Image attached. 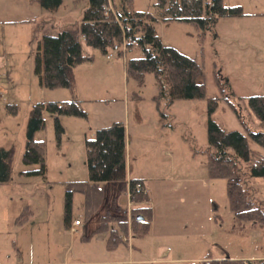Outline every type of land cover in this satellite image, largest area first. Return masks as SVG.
<instances>
[{"label":"rangeland","instance_id":"1","mask_svg":"<svg viewBox=\"0 0 264 264\" xmlns=\"http://www.w3.org/2000/svg\"><path fill=\"white\" fill-rule=\"evenodd\" d=\"M87 1L61 0L57 10L45 11L36 0H19L15 2L18 8L17 15L11 18L13 22L0 24V73L4 77L0 81V148L12 152L9 179L0 184V260L4 264H99L125 259L135 262L132 264H183L190 259H204L207 254L215 258L225 257L226 253L230 258L264 257V226L234 219L228 208L225 181L209 179L206 175L205 154L207 98H219L212 119L223 130H243L225 98L241 104L242 120L258 129L238 98L264 95V0H225L227 5H240L249 15L219 19L212 31L204 32L201 40L191 25L175 21L156 24L164 45L195 58L201 66L206 95L205 99L177 100L168 107L162 102L166 118L157 128L148 125L152 116H156L149 99L156 91L153 76L147 74L141 85L125 80L124 60L141 56V50L131 47L130 52L117 54L110 60L98 50L90 51L93 62L115 65L113 74H119V79L113 90L111 81L103 90L82 88L80 84L83 95L110 100L106 101L110 106L102 107L99 115L103 111L118 115L126 99L129 114L123 122L127 152L129 147L128 163L148 177L157 178L145 183L151 203L150 232L133 240L130 257L129 243L107 252L100 235L83 239L95 229L102 209L89 220H83L80 194H73L71 215L79 218L82 225L73 233L63 223L65 182L87 178L83 135L88 133L93 116L92 101L83 105L86 119L60 117L65 130L59 143L55 139L53 118L44 113V128L36 133L35 139L44 141L45 177L18 175L36 167L21 163L31 106L54 101L53 97L62 94L68 97L64 100L76 96L66 89L47 90L38 86L32 74L36 41L44 33L75 29ZM155 1L133 0V8L154 13ZM93 74L103 76L99 70ZM59 92L62 93L57 96ZM134 95L140 99L135 100ZM8 104L17 106L15 114L6 113ZM137 113H142L144 125H137ZM244 186L264 211V178H247ZM113 190L118 205L125 208L127 198L120 185L104 184V194L109 199ZM25 206L30 212L16 224L15 218ZM31 222L36 223L32 232ZM165 249L166 256L159 258ZM153 258L163 262H138Z\"/></svg>","mask_w":264,"mask_h":264},{"label":"trees","instance_id":"2","mask_svg":"<svg viewBox=\"0 0 264 264\" xmlns=\"http://www.w3.org/2000/svg\"><path fill=\"white\" fill-rule=\"evenodd\" d=\"M46 11H55L61 0H36ZM78 0H74L76 2ZM112 7V11L108 9ZM154 13L135 10L133 0H88L81 20L75 29H62L52 34H42L37 42L32 74L38 86L47 90L75 88L74 69L93 60L91 50L105 54L113 45L120 44L122 38L134 39L142 55L129 57L125 61L127 80L141 85L147 74L155 80L156 92L151 97L158 112V122L163 125L166 115L161 103L168 107L177 100L205 99V84L201 66L196 59L164 45L157 33L159 22L175 21L194 27L201 40L205 31H212L219 19L248 16L240 5H227L225 0H156ZM216 37V34H214ZM127 52L131 45L127 44ZM216 84L220 86L216 78ZM248 110L252 122L258 129L242 120L241 104L225 98V103L236 116L243 130L225 131L213 119L218 107L217 96L206 99V175L209 179L225 181L228 208L235 220L257 222L264 226V211L248 194L244 181L247 178H264V95L238 98ZM7 114L13 115L17 106H5ZM53 118L54 134L57 143L64 129L59 117L69 116L86 119L87 115L80 101H47L31 106L25 129V143L21 163L34 165L35 169L22 171L25 177H45L44 141L35 139V134L44 128L43 114ZM87 178L71 180L64 184V218L68 225L72 198L78 193L83 198L82 210L85 221L92 218L102 206L105 183H117L124 192L126 184V144L125 126L122 122L96 129L83 140ZM12 152L0 148V183L9 179ZM141 182L130 179L129 186ZM132 236L142 238L150 229L151 207L147 196L135 192L131 197ZM25 218V211L16 218ZM126 212L105 211L98 218V225L90 236L107 233L105 248L111 251L122 243L127 234ZM264 264V257L255 261L222 258L212 259L208 255L195 262L183 264Z\"/></svg>","mask_w":264,"mask_h":264},{"label":"crops","instance_id":"3","mask_svg":"<svg viewBox=\"0 0 264 264\" xmlns=\"http://www.w3.org/2000/svg\"><path fill=\"white\" fill-rule=\"evenodd\" d=\"M16 1H19V0H0V24L13 22L14 19H11V18H14L17 15V8L18 7H17V3H15ZM22 14H24V13H22ZM28 14L29 13H27V16H28ZM22 16H24V15H22ZM27 18H29V17H27ZM40 38L36 41L35 48H36L37 42L40 40ZM162 43H163V41H162ZM34 51H35V49H34ZM32 60H33V58H32ZM125 61H126V59L124 60V64H123L124 68H125ZM98 70H99V72L101 74H103V76L101 78L98 77V75L93 74L94 71H98ZM114 70H115V65L110 64L108 62H106L105 64L103 63V66H101L99 63L93 62V60L90 63L81 64V65L77 66L74 69V78H75L74 91L71 92V91L66 89L67 91H69V93L71 95L75 94L76 96L74 98H70L69 100H64V99H67L68 97H65L63 94L61 96H59V97H53L52 98V100H54V101H70V100L71 101H80L82 107H83L84 104L86 105L88 102L92 101V104H91L92 105V111L91 112H92L93 116L91 118V122H89L90 125L88 127V133H84L83 137L85 135L91 136L96 129L107 127V126L111 125L114 122H122L124 124L123 121H126L128 119V114H129L128 113V102L126 101V99L122 101V103H121L122 104V106H121L122 109L120 110V113L118 115L113 116L112 114H106L105 111H103L104 113H102V115H99L98 111L102 107L110 106V104L106 103V101H110V100H107V99H98V100L90 99V97H86L85 95H83V90L80 89V84H81L82 88L84 86H86V87L92 88L94 90L95 89H99V88H101L103 90V87H106V85L109 84V81H111L110 86H111V90H113L115 83L119 79V74H113ZM116 75H118V77H116ZM125 80L128 81L126 79V76H125ZM103 81L106 82L105 85L103 84ZM56 90H61V89H56ZM108 91H109V89H108ZM61 93L62 92H59L57 94V96L59 94H61ZM154 94H152V95H154ZM152 95L149 97L150 100H151ZM133 98L135 100L140 99V97L137 96V95H134ZM100 100L102 101V103L100 105L99 104H95V102H93V101H100ZM153 105H154V103H153ZM153 109L155 111L154 113H156V116H155V114H154V116H152V118L148 122V125L153 126L154 128L155 127L157 128V126L160 125V124H159L158 119H157V113L158 112L155 109V105L153 106ZM50 117L52 118L51 115H50ZM135 120H136L137 125H144L145 124V121H144V119L142 117V113L141 114L137 113V115L135 117ZM59 121H61L60 117H59ZM60 123H62V121ZM124 126H125V124H124ZM62 127H63V125H62ZM63 129H64V127H63ZM139 137H140V134H139ZM24 143H25V141H24ZM125 144H126V127H125ZM23 148H24V146H23ZM128 159H129V147H128V152H127V144H126V182L129 181L130 179H139V180H141V184H142L144 190L146 191L145 194H146L147 200H148L147 204L150 206L151 205L150 197H149V194H148V188H145V186H146L145 183L146 182L150 183V180L157 179V178H150L145 173H143V172H141V171H139L137 169H133L131 163H128ZM83 165H84V167L86 169L85 159L83 161ZM18 175L21 176V177H25L23 175H20V172L18 173ZM26 178H31V177H26ZM158 179H160V178L158 177ZM0 184H2V183H0ZM245 184L247 185V182ZM125 190H126V184H125ZM125 190H124V192L122 191L124 194H125ZM115 194H116V191L113 190V193H112L113 196H110V199H109V197H107L105 195L104 202H103L102 206L100 207V209H102V212H101V214L99 216H101L105 211H109L111 213H115L116 211H118L120 209V211H124L125 212V210H124L125 208L121 207L120 205H118L117 196ZM82 203H83V199H82ZM82 203H81V208H82ZM23 211H25V215H26V213L30 212L28 210L27 206L24 207ZM82 213H83V210H82ZM99 216H98V218H99ZM75 219L80 220L79 218H76V217L73 218L72 215L70 214L69 223H68L67 226L64 225V227L65 228H69V229L71 227H73L72 226V221L75 220ZM20 222L16 221V224L20 223ZM151 222L152 221H150V226H151ZM34 224H36V223L35 222H31L30 227H29L30 228L29 229L30 232L33 231ZM81 225L82 224H81V220H80V225L74 227L75 232H77V228H79ZM97 225H98V221H97ZM97 225L95 226V228L97 227ZM127 231H128L127 234L125 236H123V238L127 237L130 240H128V242H126L122 238V243L117 245L116 248L111 250V251H116L121 246H125L126 243H129L130 246L128 248V254L127 255L130 257V255H132V250L134 249L133 240L134 239H141V238L132 236L131 224L128 225ZM75 232H73V233H75ZM149 232H150V229H149ZM98 235H100L101 238H102L103 246H104L105 251L109 252L105 248V240L107 238V233L98 234ZM160 237H162V236H160ZM87 239H89V238H87ZM166 252H167V249L163 250L160 253L159 258H163L164 256H166L165 255ZM208 256L210 258H212V259H222V258H227V257L230 258L227 253H226L225 257L215 258V257H212L211 255H208ZM262 258L239 257V258H232V259H241V260L255 261V260H258V259H262ZM201 260H203V259H199V260L198 259H190L187 262H195V261H201ZM138 262H140V263H149V262H151V263H162L163 260H156V258H153L151 260H142V261H138ZM132 263H135V262L131 261L130 259L129 260L125 259L124 261L123 260H121V261L110 260V261L101 262L99 264H132ZM0 264H4V262L0 260Z\"/></svg>","mask_w":264,"mask_h":264},{"label":"built area","instance_id":"4","mask_svg":"<svg viewBox=\"0 0 264 264\" xmlns=\"http://www.w3.org/2000/svg\"><path fill=\"white\" fill-rule=\"evenodd\" d=\"M108 9L112 11V7L110 5H108ZM130 44L132 47H137V43L134 39H131V38H122V41L120 44H115L113 45L105 54V59L107 60H110L112 59L115 55L119 54V55H124L126 52H127V49H128V46L127 44ZM4 77L3 75L0 73V81L3 80ZM135 192H142V193H146V191L144 190L141 182H137L134 184L133 187H130L129 186V181L126 182V190H125V195H126V198H127V204H126V207H125V212H126V215H127V219H128V225L130 224V219H131V208L133 206V201L131 199L132 197V194L135 193ZM80 225V220L78 219H75L72 221V226L70 228V231L71 232H75V229L74 227L75 226H78ZM124 241L128 242V239L127 237H124L123 238ZM244 264H246V262H244Z\"/></svg>","mask_w":264,"mask_h":264}]
</instances>
